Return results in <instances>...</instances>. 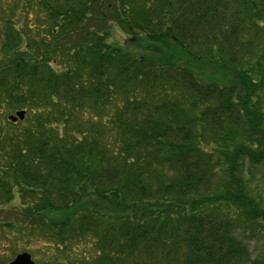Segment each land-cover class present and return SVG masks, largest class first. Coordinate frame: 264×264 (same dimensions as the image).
Segmentation results:
<instances>
[{
  "label": "trees",
  "instance_id": "1",
  "mask_svg": "<svg viewBox=\"0 0 264 264\" xmlns=\"http://www.w3.org/2000/svg\"><path fill=\"white\" fill-rule=\"evenodd\" d=\"M9 2L0 234L42 243L41 264H247L264 0Z\"/></svg>",
  "mask_w": 264,
  "mask_h": 264
},
{
  "label": "rangeland",
  "instance_id": "2",
  "mask_svg": "<svg viewBox=\"0 0 264 264\" xmlns=\"http://www.w3.org/2000/svg\"><path fill=\"white\" fill-rule=\"evenodd\" d=\"M9 3V0H0V19L2 17H7L9 13ZM16 16L18 15L16 14ZM114 37L117 42H119L121 45H124L125 41L127 40V37L125 35L116 31L114 33ZM2 43L3 39L0 38V47ZM9 116L10 115H8L7 117ZM0 134L2 135V132H0ZM248 168L249 165L247 164L246 169ZM248 173L247 177H252V185L250 186V190H252L251 192H253V197L258 199L259 197H261L264 199V185L262 182L260 171L258 169L255 170L252 168V171ZM3 217L4 216H0V220L4 221ZM237 234L239 239H241L248 248L249 258L247 264L251 263L253 260L256 261L264 257V231L261 228H244L240 226L237 229ZM12 249H14V246L7 240V236L0 234V264L10 263L12 260L15 259V257H17L18 254L24 253L23 250L25 248L23 249V247L21 248V245H17L15 246V251ZM44 249L45 248L43 244L37 242L29 246L28 250H25V253L28 252L32 254L36 264H41V262L45 259Z\"/></svg>",
  "mask_w": 264,
  "mask_h": 264
},
{
  "label": "water",
  "instance_id": "3",
  "mask_svg": "<svg viewBox=\"0 0 264 264\" xmlns=\"http://www.w3.org/2000/svg\"><path fill=\"white\" fill-rule=\"evenodd\" d=\"M26 116V111L17 112L13 116H9L8 120L12 123H17L18 121H24ZM9 264H35L32 260V257L28 253H23L18 255L15 260L10 262Z\"/></svg>",
  "mask_w": 264,
  "mask_h": 264
}]
</instances>
